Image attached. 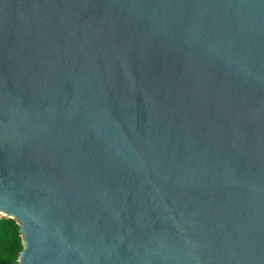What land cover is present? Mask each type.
<instances>
[{
  "label": "water",
  "instance_id": "95a60500",
  "mask_svg": "<svg viewBox=\"0 0 264 264\" xmlns=\"http://www.w3.org/2000/svg\"><path fill=\"white\" fill-rule=\"evenodd\" d=\"M0 214L16 264H264V0H0Z\"/></svg>",
  "mask_w": 264,
  "mask_h": 264
},
{
  "label": "trees",
  "instance_id": "16d2710c",
  "mask_svg": "<svg viewBox=\"0 0 264 264\" xmlns=\"http://www.w3.org/2000/svg\"><path fill=\"white\" fill-rule=\"evenodd\" d=\"M17 228L13 219L0 216V264H16L21 249Z\"/></svg>",
  "mask_w": 264,
  "mask_h": 264
},
{
  "label": "rangeland",
  "instance_id": "374dc122",
  "mask_svg": "<svg viewBox=\"0 0 264 264\" xmlns=\"http://www.w3.org/2000/svg\"><path fill=\"white\" fill-rule=\"evenodd\" d=\"M0 216H2V215L0 214Z\"/></svg>",
  "mask_w": 264,
  "mask_h": 264
}]
</instances>
